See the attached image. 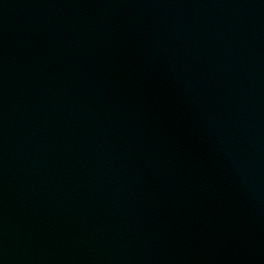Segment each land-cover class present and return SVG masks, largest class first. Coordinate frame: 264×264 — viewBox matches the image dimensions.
<instances>
[{
	"label": "water",
	"instance_id": "1",
	"mask_svg": "<svg viewBox=\"0 0 264 264\" xmlns=\"http://www.w3.org/2000/svg\"><path fill=\"white\" fill-rule=\"evenodd\" d=\"M0 264H264V0H0Z\"/></svg>",
	"mask_w": 264,
	"mask_h": 264
}]
</instances>
